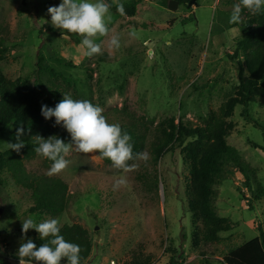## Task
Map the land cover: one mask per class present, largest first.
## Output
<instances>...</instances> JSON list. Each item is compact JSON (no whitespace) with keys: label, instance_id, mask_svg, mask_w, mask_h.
<instances>
[{"label":"rangeland","instance_id":"374dc122","mask_svg":"<svg viewBox=\"0 0 264 264\" xmlns=\"http://www.w3.org/2000/svg\"><path fill=\"white\" fill-rule=\"evenodd\" d=\"M169 1L139 0L134 16L109 12L110 35H120L121 47L109 49L108 37L98 36L103 54L87 57L80 35L51 24L47 10L62 0H0V36L7 41L0 61L4 76L27 77L42 100L52 99L55 86L58 96L70 93L73 99L99 105L109 123L134 126L146 135L140 152L149 157L130 161L138 167L125 171L106 163L98 152L71 151L68 167L50 176L68 188L66 209L54 217L30 213V191L0 171V264H19L14 255L22 240L39 237L35 229L22 232L28 217L85 228L93 244L83 264H168L171 258L179 264H224L231 250L264 231V102L237 106L229 119L227 143L247 166L240 173L227 165L226 178L214 187L215 210L230 225L217 241L192 244L189 173L180 148L151 161L158 123L172 119L203 125L211 111L234 95L239 73L246 76L242 53L234 52L246 29L229 23L238 0H197L190 10L175 11L168 9ZM250 16L243 10L241 22ZM38 49L53 73L35 67ZM6 142H17L11 125L0 134V153L8 149ZM24 166L30 174L49 176L50 165L37 154ZM121 177L126 184L114 190Z\"/></svg>","mask_w":264,"mask_h":264},{"label":"trees","instance_id":"16d2710c","mask_svg":"<svg viewBox=\"0 0 264 264\" xmlns=\"http://www.w3.org/2000/svg\"><path fill=\"white\" fill-rule=\"evenodd\" d=\"M178 8L190 10L197 0H175ZM109 12L115 13L118 4L124 7V13L134 16L139 0H127L114 3ZM166 6V2L163 1ZM245 27L244 38L237 42V49L241 51L246 76L239 73V84L233 96L223 102L216 112H210L203 125H195L188 121L170 119L160 122L152 132L150 143L151 161L157 163L166 152L175 147L180 148L184 162L188 165L189 199L187 209L192 220V244L197 246L201 241L213 243L218 240V234L230 229L226 219L220 217L214 207V187L226 178L225 167L232 164L239 172L246 170L247 162L239 155L238 150L227 143V137L232 129L229 119L237 106L246 107L250 103L264 102V15L260 12L239 22ZM6 40L0 36V61L7 53ZM35 67L38 70L52 72V68L44 61L40 49L36 52ZM57 63H64L61 59L52 58ZM52 99L42 100L41 94L32 86L27 77L8 79L0 71V134L8 126L16 133L18 128L24 129L22 140L25 146L19 153L5 150L0 153V171L10 174L15 184L28 189L33 201L30 213L45 214L51 217L63 213L67 206V184L57 177L33 175L26 171L24 161L30 160L36 154L33 137L37 134L48 138L57 135L65 143H71V136L60 125H55V118L46 120L41 114L42 105L52 107L62 100L58 96L55 86H52ZM55 125V126H54ZM130 134L134 152L139 153L144 145L146 135L135 130L134 126L122 128ZM143 131H146L143 129ZM145 133V132H144ZM264 136V130H263ZM260 148L264 151V146ZM99 154V153H98ZM101 157V156H100ZM106 163L111 161L101 157ZM46 166L51 161L43 158ZM247 187L249 184L246 182ZM199 224V225H198ZM61 235L72 243L78 244L82 251L81 264L88 258L92 250L93 241L88 231L78 224L61 226ZM39 247L44 240L40 237L33 240ZM19 261V257L14 255ZM224 264H264V231L239 247L231 250L222 259ZM32 264H38L33 261ZM61 264H67L66 258ZM134 264H139L138 262ZM168 264H179L171 258Z\"/></svg>","mask_w":264,"mask_h":264},{"label":"clouds","instance_id":"9594fccd","mask_svg":"<svg viewBox=\"0 0 264 264\" xmlns=\"http://www.w3.org/2000/svg\"><path fill=\"white\" fill-rule=\"evenodd\" d=\"M110 8L111 5L106 0H62L58 6H51L47 11L51 16L52 26L62 32L80 35L85 55L92 57L103 54L102 43L96 42L98 36L108 37L109 49L121 47L120 35H110ZM245 9L252 14H258L264 11V0H238L233 5L229 23L241 22V14ZM117 11L124 14L122 4H118ZM65 36L66 34L63 35ZM129 36L134 37L135 33L131 32ZM103 112L104 109L99 105L87 99H73L70 93H63L62 100L54 108L42 105V116L46 120L54 117L55 125L66 129L72 140V143H65L57 135L44 138L37 134L33 137L37 145L34 148L35 153L52 162L47 175H58L64 171L69 164L66 157L73 150L83 154L98 152L99 156L109 159L113 167L125 171L138 167L135 163L130 164V161L148 160L146 152H134L130 134L123 131L120 124L109 123ZM23 134V128L16 130L17 142H6L9 150L20 152L25 146ZM126 182L123 177L116 180L114 190L124 186ZM29 229H35L40 239L45 242L37 247L32 239H27L26 242L22 240L17 251L19 264H32L33 261L38 264H61L63 258H66L67 264H81V247L61 235L58 219L48 218L37 223L32 217H28L22 221V232L26 234Z\"/></svg>","mask_w":264,"mask_h":264},{"label":"water","instance_id":"95a60500","mask_svg":"<svg viewBox=\"0 0 264 264\" xmlns=\"http://www.w3.org/2000/svg\"><path fill=\"white\" fill-rule=\"evenodd\" d=\"M167 6H168V9H170L172 11H175L177 9V7H178V3L175 0H170L168 2ZM95 229H97V228H95Z\"/></svg>","mask_w":264,"mask_h":264},{"label":"built area","instance_id":"2783aa9c","mask_svg":"<svg viewBox=\"0 0 264 264\" xmlns=\"http://www.w3.org/2000/svg\"><path fill=\"white\" fill-rule=\"evenodd\" d=\"M111 264H113V262H111Z\"/></svg>","mask_w":264,"mask_h":264}]
</instances>
